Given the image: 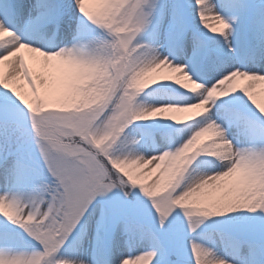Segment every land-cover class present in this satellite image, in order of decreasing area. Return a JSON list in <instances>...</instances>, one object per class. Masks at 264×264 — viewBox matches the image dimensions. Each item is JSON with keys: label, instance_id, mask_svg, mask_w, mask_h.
<instances>
[{"label": "snow or ice", "instance_id": "obj_1", "mask_svg": "<svg viewBox=\"0 0 264 264\" xmlns=\"http://www.w3.org/2000/svg\"><path fill=\"white\" fill-rule=\"evenodd\" d=\"M0 264H264V0H0Z\"/></svg>", "mask_w": 264, "mask_h": 264}, {"label": "bare ground", "instance_id": "obj_2", "mask_svg": "<svg viewBox=\"0 0 264 264\" xmlns=\"http://www.w3.org/2000/svg\"><path fill=\"white\" fill-rule=\"evenodd\" d=\"M210 24H212L214 27H219L218 25H216L215 21H209Z\"/></svg>", "mask_w": 264, "mask_h": 264}, {"label": "rangeland", "instance_id": "obj_3", "mask_svg": "<svg viewBox=\"0 0 264 264\" xmlns=\"http://www.w3.org/2000/svg\"><path fill=\"white\" fill-rule=\"evenodd\" d=\"M259 98V97H258Z\"/></svg>", "mask_w": 264, "mask_h": 264}]
</instances>
